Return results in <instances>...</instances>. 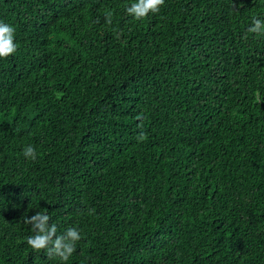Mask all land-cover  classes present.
Returning a JSON list of instances; mask_svg holds the SVG:
<instances>
[{
    "label": "trees",
    "instance_id": "obj_1",
    "mask_svg": "<svg viewBox=\"0 0 264 264\" xmlns=\"http://www.w3.org/2000/svg\"><path fill=\"white\" fill-rule=\"evenodd\" d=\"M133 2L0 0V264L45 209L66 264H264V0Z\"/></svg>",
    "mask_w": 264,
    "mask_h": 264
},
{
    "label": "clouds",
    "instance_id": "obj_2",
    "mask_svg": "<svg viewBox=\"0 0 264 264\" xmlns=\"http://www.w3.org/2000/svg\"><path fill=\"white\" fill-rule=\"evenodd\" d=\"M164 4L165 0H135L127 7L126 13L135 21H142L150 14H158ZM105 21L108 25L112 24V14L110 12H106ZM247 31L256 35H264V20L254 17ZM14 38V27L0 22V59H7L16 53L17 45ZM116 38L119 39V35ZM255 96L256 103L264 102V98L260 97L259 92L255 93ZM137 119H141V117H137ZM137 140L138 142L146 141V134L141 132ZM22 154L26 159L32 161L37 159V151L32 145H27ZM93 213L94 210L89 211L90 215ZM50 220L51 217L46 209L37 212L31 218H24V223L31 225V230L34 233L26 238L27 245L35 253L44 252L47 257H58L62 264H66L76 251V245L81 240V233L76 227H68L62 234L57 235V226L50 223Z\"/></svg>",
    "mask_w": 264,
    "mask_h": 264
}]
</instances>
